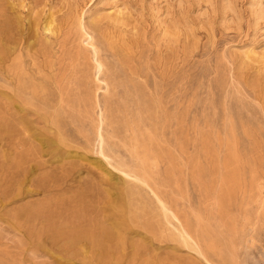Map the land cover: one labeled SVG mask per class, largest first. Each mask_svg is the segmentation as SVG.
I'll return each instance as SVG.
<instances>
[{
    "label": "rangeland",
    "instance_id": "374dc122",
    "mask_svg": "<svg viewBox=\"0 0 264 264\" xmlns=\"http://www.w3.org/2000/svg\"><path fill=\"white\" fill-rule=\"evenodd\" d=\"M207 263L264 264V0H0V264Z\"/></svg>",
    "mask_w": 264,
    "mask_h": 264
},
{
    "label": "bare ground",
    "instance_id": "6f19581e",
    "mask_svg": "<svg viewBox=\"0 0 264 264\" xmlns=\"http://www.w3.org/2000/svg\"><path fill=\"white\" fill-rule=\"evenodd\" d=\"M108 234L106 231L101 228V232L99 234H79L75 237H72L67 244V249L69 251H76L78 248L87 249V247L92 248H103L104 242L108 239ZM64 238H61V241H64ZM68 240V239H67ZM209 264V263H207Z\"/></svg>",
    "mask_w": 264,
    "mask_h": 264
}]
</instances>
